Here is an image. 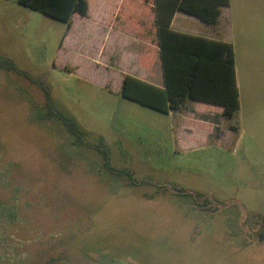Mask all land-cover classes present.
<instances>
[{"label":"rangeland","instance_id":"rangeland-1","mask_svg":"<svg viewBox=\"0 0 264 264\" xmlns=\"http://www.w3.org/2000/svg\"><path fill=\"white\" fill-rule=\"evenodd\" d=\"M122 2L89 0L70 26L0 0V54L85 132L80 144L40 84L0 68V264H264V87L223 142L188 119L192 100L165 113L125 97L134 60L106 44Z\"/></svg>","mask_w":264,"mask_h":264},{"label":"trees","instance_id":"trees-1","mask_svg":"<svg viewBox=\"0 0 264 264\" xmlns=\"http://www.w3.org/2000/svg\"><path fill=\"white\" fill-rule=\"evenodd\" d=\"M16 1L65 21L70 26L74 17L86 18L90 11L89 0ZM228 3L229 0H123L116 18L125 27L132 28L138 36L147 29L157 34L164 74L163 85L127 74L121 89L123 95L165 113L180 111L188 99L209 102L223 106L224 117L233 119L240 110L233 44L177 32L171 28L178 10L216 24L221 6ZM0 68L16 72L40 84L45 91L48 116L58 118L77 142L85 143V132L77 120L56 107L43 81L34 79L28 72L19 69L12 59L1 54ZM231 128L238 130L235 125H231ZM102 151L109 171L131 177L130 172L114 168L110 163L109 152L106 149ZM199 196V193L196 194V197ZM260 238L264 239V234Z\"/></svg>","mask_w":264,"mask_h":264},{"label":"crops","instance_id":"crops-1","mask_svg":"<svg viewBox=\"0 0 264 264\" xmlns=\"http://www.w3.org/2000/svg\"><path fill=\"white\" fill-rule=\"evenodd\" d=\"M117 11L118 9L112 11L108 18L106 44H109L114 34L117 40L121 41L120 46H115V52L118 51L119 56H124L129 63L131 61L129 59L133 58L134 62L130 65L131 69L132 66L134 69L124 72L125 76L129 74L163 85L164 74L157 34L147 29L138 36L132 28L125 27L122 21L116 18ZM171 28L181 33L232 43L240 95L239 112L246 104L251 105L255 113L258 112L257 104L260 102L261 94L259 89L264 87V0H229L227 5L221 6V14L216 24L207 23L198 16L178 10L173 17ZM124 42H128V45L124 46ZM103 49V52L102 48L100 50L101 57L106 52L105 46ZM158 63L161 67V82L156 80L155 66ZM189 100L191 99L187 101ZM192 101L198 104V109L189 108L192 116L188 119L206 128L209 133L206 140L213 137L223 142V139L228 138L229 132L232 136L235 130L231 125L224 124L226 118L223 115V106ZM244 125L242 122V127Z\"/></svg>","mask_w":264,"mask_h":264}]
</instances>
